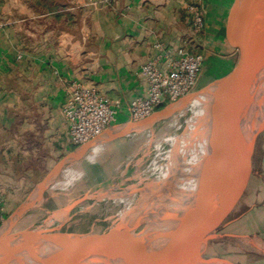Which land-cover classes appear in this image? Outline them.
I'll list each match as a JSON object with an SVG mask.
<instances>
[{
	"label": "rangeland",
	"instance_id": "obj_1",
	"mask_svg": "<svg viewBox=\"0 0 264 264\" xmlns=\"http://www.w3.org/2000/svg\"><path fill=\"white\" fill-rule=\"evenodd\" d=\"M247 1L244 3L247 4ZM263 6L264 0H256L254 13L257 14ZM232 20V23L236 24V18L233 17ZM234 28L238 31L237 25ZM76 32L74 31V38H78ZM55 37L60 38L58 34ZM75 54L74 50L72 57L74 61L77 60ZM220 77L215 74L209 75L207 65L203 64L195 92L187 98H192ZM9 89L23 91L14 81L10 83ZM34 108L36 107L32 100L24 98L10 101L7 109L0 114V207L9 210L5 212V222L16 215L20 206L30 199L38 185L62 160L68 161L53 171L54 181L48 183L42 199L16 218L13 234L45 227L47 220L55 215L56 217L65 215L66 218L60 221L54 217L56 219L49 226L51 231L75 234L100 233L117 227L128 209L149 206L154 201L163 200L168 193L174 198L181 197L179 200L184 198L183 190L179 189L184 188L188 181L184 178V172L195 165L191 154L192 140L189 138L185 146H178L175 145L174 137L188 135L192 131L191 117L196 111L192 104L189 103L164 116H153L145 120L149 121V125L140 129L135 125L129 132L106 139L95 157L94 143L104 136L102 135L93 144L88 145L79 157L73 159L69 157L80 149L76 151L78 146L71 141L70 150H64L57 145L55 158L52 153L50 154L52 148L49 149L42 137L33 135V132L23 128V123L35 116ZM165 110L166 105H163L159 112ZM203 122L199 119L193 127L191 135L194 140L204 135ZM29 149L31 155L28 153ZM35 152L37 155H33ZM53 158L55 160H52ZM252 163L253 171L244 197L219 228L216 236L206 242L201 253L202 259L229 260L236 264H264V128L256 137ZM71 169L82 174L71 179L68 177ZM26 174L28 178L24 180L22 176ZM55 181L59 182L58 185H55ZM127 187H135L136 191L117 198L108 194L110 191L122 192ZM85 194L89 195L86 200L71 210L65 209L66 204ZM167 199L168 203L170 199ZM140 221L132 233H139L148 228L147 220ZM61 222H64L62 226ZM2 225L3 223L0 227ZM14 264L17 263L14 261Z\"/></svg>",
	"mask_w": 264,
	"mask_h": 264
},
{
	"label": "crops",
	"instance_id": "obj_2",
	"mask_svg": "<svg viewBox=\"0 0 264 264\" xmlns=\"http://www.w3.org/2000/svg\"><path fill=\"white\" fill-rule=\"evenodd\" d=\"M62 1L64 7L50 11L34 7L30 0H0V114L10 101L32 100L35 116L23 128L42 137L55 158L57 145L72 148L61 110L67 81L95 83L109 98H120L118 121L123 122L131 118V100L145 93L138 71L157 52L156 43L203 51L209 75L220 79L240 59L230 37L236 0H203L206 23L199 35L189 10L199 0ZM13 81L23 91L10 90ZM73 202L65 209L71 210Z\"/></svg>",
	"mask_w": 264,
	"mask_h": 264
},
{
	"label": "bare ground",
	"instance_id": "obj_3",
	"mask_svg": "<svg viewBox=\"0 0 264 264\" xmlns=\"http://www.w3.org/2000/svg\"><path fill=\"white\" fill-rule=\"evenodd\" d=\"M244 2L246 0H240V20H244L243 11L246 5ZM255 15L256 18L253 22L255 38L249 43L251 56L253 57L257 54L264 42V6ZM234 31H236L235 28ZM238 35L239 32L236 31L235 37ZM210 86L204 87L192 98L189 99L186 97L184 100L181 99L182 101L176 102L167 107L165 111L156 114L158 116H164L190 103L196 108L194 115L191 117V130L193 131V127L199 119L204 121L202 123L204 135L200 136V138L194 140L191 135L192 131L188 135L174 137L175 145L178 146H185L189 138L192 140L189 142L192 143L191 154L195 165L190 166L192 168L186 169L184 172V178L188 180L184 188L177 187L183 190L182 192L185 194L184 198L179 200L181 197L174 198L172 194L166 191L168 194L161 201H154L151 205L148 204L149 206L144 205L145 207L141 206L137 209H128L124 212L121 223L112 229L113 235L106 242L92 246L74 264H138L140 260L158 254L174 236V247H179L184 244L189 223L191 224L193 219L204 210L206 203L212 200L213 205L218 206L227 199L232 188L239 180L248 153L252 149L253 140L264 128V62L259 67L246 93L240 97L232 109V147L228 154L222 156L215 154L213 180H211L212 177L210 178L209 173V156L212 151H216V153L219 151V138L215 123V107L218 93L222 86V80L219 79ZM148 122L145 121L136 126L133 123H126L110 129L102 138L99 140L96 139L97 141L95 140V157L106 139L129 132L133 129L132 126L140 129L149 125ZM85 148L86 146L79 148L80 150L78 149L79 151L71 155L69 159L79 157L85 151ZM179 156L181 157V154ZM172 164L174 165L175 163L172 162ZM81 174L82 172L74 169L69 173L68 177L74 179ZM54 176L52 175L46 183L39 184L30 199L21 206L16 215L14 214V217L7 220L0 227V236H3L0 237V264H14V261L17 264H68L76 247L87 237L85 234L51 231L49 226L52 225L54 219L58 218L60 221L65 220L66 216L60 215V213H58L60 216H54L56 218L50 217L45 227L13 234V227L17 221L16 218L28 207L42 199L44 189L48 183L54 181ZM210 181L213 182L212 190L210 188ZM58 183L56 182L54 184L58 185ZM146 189L148 188L146 187ZM135 191V187H127L122 192L110 191L108 194L117 198L118 196L122 197ZM176 195L175 197H177ZM167 198L170 199L168 203ZM140 220H147L148 228L139 233H132ZM124 227L126 230L123 231L122 229ZM195 258L198 263L205 261L199 254ZM208 263L233 264L229 260L224 261L222 259L211 260Z\"/></svg>",
	"mask_w": 264,
	"mask_h": 264
},
{
	"label": "built area",
	"instance_id": "obj_4",
	"mask_svg": "<svg viewBox=\"0 0 264 264\" xmlns=\"http://www.w3.org/2000/svg\"><path fill=\"white\" fill-rule=\"evenodd\" d=\"M202 1L189 6L193 31L197 35L206 23L205 10L200 5ZM155 48L157 52L139 68L138 75L145 82V93L131 100V118L127 121H118L123 105L120 98H109L95 83L80 79L66 82L62 113L71 142L78 146L76 151L93 144L113 127L145 121L159 113L161 106L166 105L167 108L195 92L204 54L189 51L184 46H166L161 42L156 43ZM22 56L20 52L18 57ZM55 73H59L58 70ZM5 220L4 207H0V224H4Z\"/></svg>",
	"mask_w": 264,
	"mask_h": 264
},
{
	"label": "water",
	"instance_id": "obj_5",
	"mask_svg": "<svg viewBox=\"0 0 264 264\" xmlns=\"http://www.w3.org/2000/svg\"><path fill=\"white\" fill-rule=\"evenodd\" d=\"M255 5L256 0H248L243 11L245 18H243L244 20H240V0H236L233 16L230 21V24H232L230 26L231 43L233 46L239 48L240 59L236 67L226 76L221 78L222 86L218 93V99L215 107V123L219 138V151L217 153L216 151H212L209 156V173L210 178L212 177L211 180H213L215 172V156L217 154H220L221 156L228 154L232 147V109L240 97L246 93L259 67L264 62V42L254 57L251 56L249 44L250 41L255 38L253 29ZM233 17L236 18V24L232 23ZM235 25H237L239 32L237 37L234 35ZM140 123L141 121L134 122L133 124L138 125ZM256 137L253 140L252 149L248 153V157L240 173L239 180L232 188V191L229 193L227 199L218 206L213 205L212 200H209L206 203L204 210L193 219L191 224L189 223L183 245L174 247V236L165 244L163 249L158 254L152 257L144 258L140 260L138 264H210L207 260L198 263L195 257L197 254L201 256L202 249L206 242L216 236L219 228L226 222L228 217L244 197L249 187L253 171L252 154ZM66 161L68 160H62L56 167H62ZM53 171L50 172L41 183H46V181L52 176ZM212 187L213 182L210 181L211 190ZM88 196V194H85L84 196L76 199L70 208L83 202L88 198ZM112 233L113 230L100 233H83L87 237L79 244V246L76 247L68 264H74L92 246L106 242L113 235ZM232 263L236 264L234 262Z\"/></svg>",
	"mask_w": 264,
	"mask_h": 264
},
{
	"label": "trees",
	"instance_id": "obj_6",
	"mask_svg": "<svg viewBox=\"0 0 264 264\" xmlns=\"http://www.w3.org/2000/svg\"><path fill=\"white\" fill-rule=\"evenodd\" d=\"M30 2L36 8H41L50 11L64 7V3L62 0H30Z\"/></svg>",
	"mask_w": 264,
	"mask_h": 264
}]
</instances>
